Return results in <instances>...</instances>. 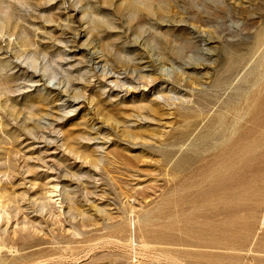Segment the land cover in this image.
<instances>
[{
    "label": "rangeland",
    "instance_id": "rangeland-1",
    "mask_svg": "<svg viewBox=\"0 0 264 264\" xmlns=\"http://www.w3.org/2000/svg\"><path fill=\"white\" fill-rule=\"evenodd\" d=\"M263 209L264 0H0V264H264Z\"/></svg>",
    "mask_w": 264,
    "mask_h": 264
},
{
    "label": "water",
    "instance_id": "water-1",
    "mask_svg": "<svg viewBox=\"0 0 264 264\" xmlns=\"http://www.w3.org/2000/svg\"><path fill=\"white\" fill-rule=\"evenodd\" d=\"M210 139H211L212 141H214V142H217V141L219 140V136H217V135H213ZM201 143H202L201 140L194 139V140H192V141L190 142L189 147H190V146H191V147H197V146H199Z\"/></svg>",
    "mask_w": 264,
    "mask_h": 264
},
{
    "label": "built area",
    "instance_id": "built-area-1",
    "mask_svg": "<svg viewBox=\"0 0 264 264\" xmlns=\"http://www.w3.org/2000/svg\"><path fill=\"white\" fill-rule=\"evenodd\" d=\"M259 225L264 228V209L261 212L260 219H259Z\"/></svg>",
    "mask_w": 264,
    "mask_h": 264
},
{
    "label": "bare ground",
    "instance_id": "bare-ground-1",
    "mask_svg": "<svg viewBox=\"0 0 264 264\" xmlns=\"http://www.w3.org/2000/svg\"><path fill=\"white\" fill-rule=\"evenodd\" d=\"M261 227V226H260ZM262 228V227H261ZM262 229H264V228H262ZM183 244V243H182Z\"/></svg>",
    "mask_w": 264,
    "mask_h": 264
}]
</instances>
